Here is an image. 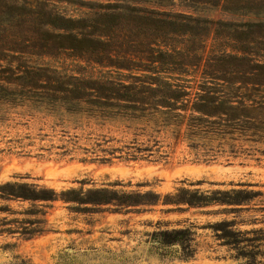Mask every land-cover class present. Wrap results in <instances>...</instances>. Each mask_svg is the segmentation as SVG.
Here are the masks:
<instances>
[{"label": "trees", "instance_id": "16d2710c", "mask_svg": "<svg viewBox=\"0 0 264 264\" xmlns=\"http://www.w3.org/2000/svg\"><path fill=\"white\" fill-rule=\"evenodd\" d=\"M173 1L114 0L94 5L97 10L92 16L74 18L49 0H0V102L12 103L10 97L16 93L12 86H17L29 94L28 101L35 98L32 102L45 109L58 107L127 122L149 140L168 134L205 156L225 152L233 156L240 153L241 143L264 144V0H178L195 15L141 6H171ZM213 9L234 19L199 15ZM21 22L26 23L27 34L18 30ZM65 53L90 68L108 70L98 77L70 75L45 64L24 62L27 57L56 58ZM17 62L23 66H15ZM112 69L128 71L130 76L113 77ZM187 76L193 79L187 80ZM143 152L150 150L130 147L126 155L137 159L135 153ZM256 195L243 190L181 188L165 195L162 205L176 209L238 207ZM160 197L153 192L119 195L106 189L57 194L27 183L0 185V200L5 202L52 203L59 199L78 206L116 203V207L128 209L155 206ZM10 212L8 207H0L1 214ZM27 223L31 224L1 218L0 234L31 238L40 233L23 226ZM235 226L215 224L213 228L222 231L221 239L235 247L238 258L254 259L247 264H264V251L260 250L264 230L240 231ZM171 233L164 238L171 240L174 235L172 242H185L189 236L186 230ZM258 257L263 261H256Z\"/></svg>", "mask_w": 264, "mask_h": 264}, {"label": "rangeland", "instance_id": "374dc122", "mask_svg": "<svg viewBox=\"0 0 264 264\" xmlns=\"http://www.w3.org/2000/svg\"><path fill=\"white\" fill-rule=\"evenodd\" d=\"M49 0L67 16H92L94 5L114 0ZM137 5V4H136ZM139 6V4H138ZM149 10L195 15L178 0L171 6L148 3ZM213 20H233L219 9L199 14ZM22 21V19H21ZM18 30L27 34L26 23ZM31 29V28H30ZM25 65L45 64L67 74L98 77L108 69L90 68L68 53L56 58H29ZM21 65L19 62L14 65ZM203 67V65H202ZM202 67L196 74L199 79ZM112 76H130L128 71ZM134 74V73H133ZM194 76V73L192 74ZM122 78V77H120ZM192 80V76H187ZM12 103L0 102V185L27 183L52 189L57 194L75 190L106 189L122 193L160 195L155 206L136 208L78 206L55 202H5L11 212L0 219L26 220L37 228L31 238L0 234V264H247L233 246L221 239L215 224H236L240 231L264 230V144L241 143L240 153L205 156L168 134L149 140L129 123L100 119L64 109H45L29 94L12 86ZM22 91V92H19ZM130 147L150 152L126 153ZM134 151V150H133ZM186 188L200 191L243 190L256 192L238 207L186 208L162 205L163 197ZM76 197V195H71ZM148 199V198H146ZM233 209V210H232ZM33 223V224H32ZM1 226V224H0ZM1 228V227H0ZM221 229V228H220ZM1 230V229H0ZM186 230L185 242L169 237ZM160 232H166L161 236ZM264 239V237H263ZM264 251V240L260 243ZM189 254L190 257H185ZM256 261H263L258 257Z\"/></svg>", "mask_w": 264, "mask_h": 264}]
</instances>
